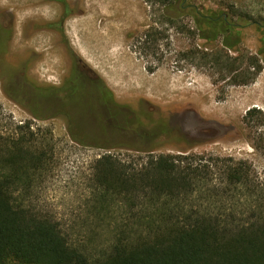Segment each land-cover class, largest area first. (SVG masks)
I'll use <instances>...</instances> for the list:
<instances>
[{"label": "rangeland", "instance_id": "obj_1", "mask_svg": "<svg viewBox=\"0 0 264 264\" xmlns=\"http://www.w3.org/2000/svg\"><path fill=\"white\" fill-rule=\"evenodd\" d=\"M83 2L81 5L87 11L67 21L62 40L52 34L25 38L22 35L25 25L52 19L45 14L43 5L33 3L31 9H23L17 17L13 46L23 45L38 53L48 50L49 56L45 55L31 69V75L40 78L39 74L48 71V81L56 85L69 68L67 54L72 53L81 66L109 85L116 101L128 107L134 121L152 119L158 123L159 134L148 138L137 131L132 139L120 140L133 150L80 147L71 140L70 133L79 140L84 136L73 127L68 129L69 120L62 108L54 107V118H33L30 111L34 109H24L28 106L26 102L22 106L14 102V93L7 82H0V134L12 135L15 126L29 123L31 131L40 138L38 143L48 145L52 151L50 169L35 192L40 206L52 212L63 226L67 225L70 212L79 210L81 182L95 158L112 154L123 160H145L141 152L150 151L152 145H160L151 151L156 156L243 161L264 187V56L261 63L256 55L260 47L264 52V0H173L171 7L164 8L157 0ZM180 5L186 9L179 13ZM29 11L38 13L20 20V14ZM192 13L226 15L232 22L245 26L236 31L244 38L241 51L220 54L227 58L215 63L216 51H210L207 41L194 35L189 19ZM178 16L183 20L170 18ZM251 64H257L259 71L250 68ZM98 72L104 73L108 80ZM243 75L247 77L240 84ZM115 90L123 94L118 97ZM90 92L86 98L89 109L82 101L80 111L93 128L87 130L95 134L98 96L93 88ZM252 108L260 110L263 116L243 122L242 118ZM104 132L110 133L107 125ZM182 136L197 144L187 149Z\"/></svg>", "mask_w": 264, "mask_h": 264}, {"label": "trees", "instance_id": "obj_2", "mask_svg": "<svg viewBox=\"0 0 264 264\" xmlns=\"http://www.w3.org/2000/svg\"><path fill=\"white\" fill-rule=\"evenodd\" d=\"M214 25L205 20L199 32H228ZM96 82L122 108L114 131L123 134L130 110L102 80ZM91 88L99 108L96 86L89 85L85 97ZM82 101L78 95L69 109L61 95L53 102L67 116L80 112ZM261 115L252 108L242 121ZM150 120L133 119L134 136L159 134ZM39 139L29 123L15 126L12 135L0 134V264H264V187L245 162L151 151L141 152L146 157L139 161L101 155L84 173L79 210L63 226L35 196L52 160L51 148Z\"/></svg>", "mask_w": 264, "mask_h": 264}, {"label": "flooded vegetation", "instance_id": "obj_3", "mask_svg": "<svg viewBox=\"0 0 264 264\" xmlns=\"http://www.w3.org/2000/svg\"><path fill=\"white\" fill-rule=\"evenodd\" d=\"M33 3L45 6V14L52 20L45 21L40 19L43 21V24L33 23L29 26L25 25V27H23L24 31L22 32L25 38H31L35 34H52L62 40L66 35L65 25L67 21L71 17L80 16L87 11V9L81 5L85 3L83 0H0V4L3 5L2 10H0V82H7L8 88H11L14 93V102L21 106L23 102H26L28 106H25L24 109H34L31 110L33 112L30 111V115L36 119H49L56 116L53 112L55 95H61L68 109L73 100L80 95L89 109L90 105H88V101H86L85 91L89 85L96 86L100 93V99L98 101L99 118L95 123V126H98V131H96L95 134L92 132L89 133V131L84 128V126L88 124L85 122V116L81 111L77 112L70 110L68 113L69 115H67L71 120L68 129L73 127L77 134L84 136V139L79 140L70 133L71 140L80 147H90L99 150H133L130 145L122 143L120 140H129L134 137L135 122L130 118V120L127 121L126 130L123 134L114 131V126H118L120 109L122 108L118 106L110 94L103 91L99 83L96 82L95 75L84 66H81L79 60L72 53L67 54L69 68L59 78L57 85L48 81L50 76L47 74L48 71L39 74L40 78L31 75V69L35 65L41 63L45 55L49 54V51L44 50L46 52L41 51V53H38L34 50L25 48L23 45H19L18 47H14L13 45L15 44L14 39L17 34L16 22L18 14L23 9H31ZM159 4L161 5V2ZM162 7L164 8L165 5ZM182 9L185 8L183 5H180L178 12H182ZM89 10L92 9L90 8ZM170 18L175 19L177 22L178 20H183L182 16ZM189 19L192 23L191 28L195 32V37L204 38L207 41L206 46L210 51H216L215 54L218 55H227L231 51L233 53L241 51L240 45H242L244 38L241 32L236 31L245 28V26L232 22L226 15L211 17L194 15L189 16ZM205 20L215 23L216 25L214 26L216 28L221 26L218 25L219 23L224 22V26L221 27L228 32L225 34H202L199 32L200 23ZM256 55L261 58L260 62L262 63V57L264 56L262 47H260ZM114 97L117 100L115 95ZM39 110L42 112H38ZM67 116L65 115V118ZM150 122L151 120L149 119L147 123L150 124ZM105 125L111 129L109 134L103 131V126ZM182 137L187 149H191L197 144L196 141H188L187 137ZM149 138H153L152 134H150ZM158 148H160V145H152L149 150L153 151Z\"/></svg>", "mask_w": 264, "mask_h": 264}, {"label": "bare ground", "instance_id": "obj_4", "mask_svg": "<svg viewBox=\"0 0 264 264\" xmlns=\"http://www.w3.org/2000/svg\"><path fill=\"white\" fill-rule=\"evenodd\" d=\"M42 12H43V10H42ZM38 13V12H37ZM37 13H35V12H32V11H29V12H23L22 14H20V20H22V19H24V18H26V17H30V16H33V15H36ZM48 16V15H47ZM43 17V19H47V18H49V17H47L46 18V16H42ZM74 25H75V23H74ZM73 25V26H74ZM73 29V28H72ZM73 37V36H72ZM74 40V39H73ZM75 43V42H74ZM77 43H79V42H77ZM78 45H80V44H78ZM75 46H76V44H75ZM77 47V46H76ZM75 47V48H76ZM82 47H83V45H82ZM80 48V47H79ZM84 49V48H83ZM76 50V49H75ZM86 50V49H85ZM85 50H80L81 52H83V51H85ZM78 52V51H77ZM80 52V53H81ZM86 53V52H85ZM84 53V54H85ZM79 54V53H78ZM83 54V53H82ZM80 55V54H79ZM86 55V54H85ZM87 55H88V52H87ZM90 56V55H89ZM82 57V56H81ZM84 58V57H83ZM90 58V57H89ZM86 60V59H85ZM87 61V60H86ZM89 63V62H88ZM95 65V64H94ZM100 65V64H99ZM96 66V65H95ZM101 67V66H100ZM95 68V67H94ZM103 72V71H102ZM102 72H98L99 73V75L100 76H102L104 79H105V75H104V73H102ZM114 74H116V73H114ZM106 80V79H105ZM108 80V79H107ZM106 80V81H107ZM111 80V79H110ZM112 83L111 81H108V83ZM118 84V83H117ZM116 84H114V86H115ZM124 85V84H123ZM126 85V84H125ZM143 86V85H142ZM108 87H109V85H108ZM121 87V86H120ZM124 87V86H123ZM128 90V89H127ZM126 92V91H125ZM114 93L119 97L121 94H123V92L121 93V92H118L117 90H115L114 91ZM137 94V93H136ZM139 94V93H138ZM152 96V95H151ZM153 97V96H152ZM151 98V97H150ZM154 99V98H153ZM156 99V98H155Z\"/></svg>", "mask_w": 264, "mask_h": 264}, {"label": "water", "instance_id": "obj_5", "mask_svg": "<svg viewBox=\"0 0 264 264\" xmlns=\"http://www.w3.org/2000/svg\"><path fill=\"white\" fill-rule=\"evenodd\" d=\"M98 79H100V78H98ZM100 80H102V79H100ZM103 81V80H102ZM104 82V81H103ZM106 85V84H105ZM114 95V94H113Z\"/></svg>", "mask_w": 264, "mask_h": 264}]
</instances>
